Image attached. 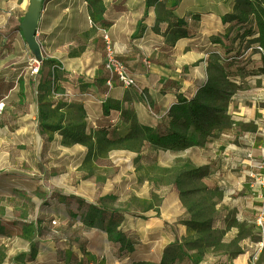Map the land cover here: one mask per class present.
Returning <instances> with one entry per match:
<instances>
[{
	"label": "rangeland",
	"instance_id": "374dc122",
	"mask_svg": "<svg viewBox=\"0 0 264 264\" xmlns=\"http://www.w3.org/2000/svg\"><path fill=\"white\" fill-rule=\"evenodd\" d=\"M236 2L44 0L36 35L41 61L32 74L37 64L19 28L29 0H0V264H155L144 259L159 240L170 245L164 264H264L260 210L252 224L244 220L238 234L228 235L211 230L207 213L176 223L175 213H159L172 203L164 198L176 177L202 176L205 169L175 171L183 159L153 149L140 132L121 141L133 110L105 99L103 33L132 74L147 71L155 55L175 44V81L188 96L194 91L185 84L215 75L209 65L223 67L217 105L227 123L214 132H233L250 151L252 167L264 164L262 52L251 18L226 19ZM155 81L137 96L142 102L163 95ZM108 116L109 127H94ZM108 211L120 215L111 218ZM120 230L119 244L113 237Z\"/></svg>",
	"mask_w": 264,
	"mask_h": 264
},
{
	"label": "crops",
	"instance_id": "0c3cea01",
	"mask_svg": "<svg viewBox=\"0 0 264 264\" xmlns=\"http://www.w3.org/2000/svg\"><path fill=\"white\" fill-rule=\"evenodd\" d=\"M115 27H120V25H115ZM113 30L116 31L114 27ZM184 42H188V39H184ZM163 52V55H155L153 57V65L151 67L148 66L147 71L141 74L134 72L135 88L122 89L118 93L115 92V88L105 95L107 99L119 101L122 107L132 109L133 116L139 125L157 129L160 132H166L168 129L167 113L170 107L174 105L177 96L182 94L187 98L192 97L207 80V78L199 79V81L185 84L193 87L194 94L188 96L184 93L182 84H177L175 81V44L170 51L164 50ZM167 57L171 58V62L167 61ZM56 72L59 73L58 71L53 72L55 82L57 81ZM150 74H153V76ZM61 80L62 78L60 77L57 83L59 86H62ZM148 80H156L155 83L160 81L158 85L163 91V95L155 98L152 104L142 102L137 97L141 90L145 88ZM69 113H67V117L68 115H73ZM110 117H103L101 121H94L95 119H93L94 127H109L113 123V119H110ZM85 127L86 134L89 130L87 126ZM94 129L91 132H94ZM111 130L109 128L106 129L108 132ZM231 133L233 132H214V137L209 138L203 145L175 151V154L177 153L175 158L183 159L180 163L178 160L175 161V171L186 169L190 172L204 167L205 173L202 176L194 173L191 178L183 181L176 177L175 190L174 186L171 185L172 194L164 198L165 201L167 198H171L172 203L161 208L159 213H175V223L180 218H187L191 213H207L208 222L213 225L211 230L220 228L223 229L226 235L238 234L237 224H241L244 220L252 224L253 213H258L261 208L262 191L257 187L252 188L250 185L251 181L248 174L252 171L253 165L248 159L250 151L245 150L242 139H236ZM144 184L145 188H147V183L144 182ZM194 195L197 197L202 196L203 203L198 202L199 200L193 202L192 197ZM172 205L173 209L170 210L169 207ZM231 220L235 221V224L234 222L232 224ZM180 227L184 226L180 225ZM167 244L169 242L165 243L164 241L161 242V240L154 243L150 249L149 256L144 260L160 264L163 257L162 254L170 246ZM252 244L254 246L259 245V243ZM146 251L148 252V247ZM152 254H155L154 260H150Z\"/></svg>",
	"mask_w": 264,
	"mask_h": 264
},
{
	"label": "trees",
	"instance_id": "16d2710c",
	"mask_svg": "<svg viewBox=\"0 0 264 264\" xmlns=\"http://www.w3.org/2000/svg\"><path fill=\"white\" fill-rule=\"evenodd\" d=\"M235 12V14L227 15L226 19L243 22L251 18L250 20L255 25L257 34L255 43L258 44L262 52L261 65L257 71L264 76V1L237 0ZM179 38H185V35ZM210 69L215 71V75L209 73L207 81L199 87L193 97L187 98L179 95L176 98L174 105L170 107L167 113L168 129L166 132L139 125L134 118L129 124L128 132L120 140L126 142L131 139L132 134L140 132L145 135L144 141L157 150L180 151L203 145L209 138H212L213 132L227 123V118L224 117L222 110L217 105V102L222 101L223 97L216 84V81L225 79L226 74L220 65H209ZM109 144L114 145L116 142L110 140ZM109 213H111V218L120 215L116 211ZM120 220L122 222L121 218ZM122 237L120 230L115 233L113 240L120 244ZM164 261L162 258L160 264H164Z\"/></svg>",
	"mask_w": 264,
	"mask_h": 264
},
{
	"label": "built area",
	"instance_id": "2783aa9c",
	"mask_svg": "<svg viewBox=\"0 0 264 264\" xmlns=\"http://www.w3.org/2000/svg\"><path fill=\"white\" fill-rule=\"evenodd\" d=\"M90 27H92V22L89 20ZM104 47V60H103V72L105 74V88L107 93L113 90L115 87H120L122 89H133L136 87V80L133 74L128 71V68L122 62L114 52L112 43L109 39V35L105 32L102 36ZM37 66L33 67L32 74H37L39 71L38 63L34 60ZM146 67L148 64L144 61ZM106 98V97H105ZM4 110V102H0V115ZM252 171L249 173L251 180V187H257L263 191L262 195V207L259 211L258 217L256 219V227L258 230L264 232V164H258L252 167Z\"/></svg>",
	"mask_w": 264,
	"mask_h": 264
},
{
	"label": "water",
	"instance_id": "95a60500",
	"mask_svg": "<svg viewBox=\"0 0 264 264\" xmlns=\"http://www.w3.org/2000/svg\"><path fill=\"white\" fill-rule=\"evenodd\" d=\"M43 1L29 0L27 12L19 26L23 40L36 62L41 61V51L36 35Z\"/></svg>",
	"mask_w": 264,
	"mask_h": 264
},
{
	"label": "bare ground",
	"instance_id": "6f19581e",
	"mask_svg": "<svg viewBox=\"0 0 264 264\" xmlns=\"http://www.w3.org/2000/svg\"><path fill=\"white\" fill-rule=\"evenodd\" d=\"M56 75H57L56 76V80H57L56 83H58V80H59L60 76H59V73H57V72H56Z\"/></svg>",
	"mask_w": 264,
	"mask_h": 264
}]
</instances>
